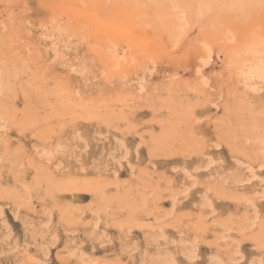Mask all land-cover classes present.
Wrapping results in <instances>:
<instances>
[{
    "label": "rangeland",
    "instance_id": "1",
    "mask_svg": "<svg viewBox=\"0 0 264 264\" xmlns=\"http://www.w3.org/2000/svg\"><path fill=\"white\" fill-rule=\"evenodd\" d=\"M261 59L264 0H0V264H264Z\"/></svg>",
    "mask_w": 264,
    "mask_h": 264
},
{
    "label": "bare ground",
    "instance_id": "2",
    "mask_svg": "<svg viewBox=\"0 0 264 264\" xmlns=\"http://www.w3.org/2000/svg\"><path fill=\"white\" fill-rule=\"evenodd\" d=\"M254 61V60H253ZM247 71L246 72V78L248 81V86H250L251 88H253V90L258 91L260 90V88H258V86H256V84H253L252 82V78H256V79H263L264 78V62L262 61V59L255 63V65H250L247 67ZM246 83V81H245Z\"/></svg>",
    "mask_w": 264,
    "mask_h": 264
}]
</instances>
